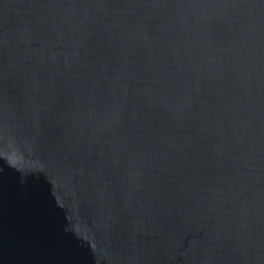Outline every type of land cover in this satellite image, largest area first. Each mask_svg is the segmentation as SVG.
I'll return each mask as SVG.
<instances>
[{
    "label": "water",
    "instance_id": "water-1",
    "mask_svg": "<svg viewBox=\"0 0 264 264\" xmlns=\"http://www.w3.org/2000/svg\"><path fill=\"white\" fill-rule=\"evenodd\" d=\"M0 264H264V0H0Z\"/></svg>",
    "mask_w": 264,
    "mask_h": 264
}]
</instances>
